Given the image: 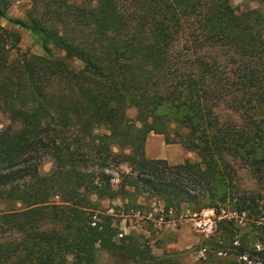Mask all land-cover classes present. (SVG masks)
<instances>
[{
    "label": "trees",
    "instance_id": "16d2710c",
    "mask_svg": "<svg viewBox=\"0 0 264 264\" xmlns=\"http://www.w3.org/2000/svg\"><path fill=\"white\" fill-rule=\"evenodd\" d=\"M232 1L30 0L23 18L0 0L13 27L0 25V109L9 120L0 128V205L21 206L0 210V264H95L99 247L138 264H180L195 250L218 264L219 253L232 256L224 264H264V222L250 224L260 226L253 234L238 222L264 217V189L237 178L246 168L264 181V11H236ZM16 27L44 54L22 51ZM152 132L200 160L147 157ZM125 163L131 170L115 186L108 171ZM93 194L124 207L147 194L164 203L166 220L184 205L213 210L220 233L156 255L141 235L117 240L116 216L99 213Z\"/></svg>",
    "mask_w": 264,
    "mask_h": 264
},
{
    "label": "rangeland",
    "instance_id": "374dc122",
    "mask_svg": "<svg viewBox=\"0 0 264 264\" xmlns=\"http://www.w3.org/2000/svg\"><path fill=\"white\" fill-rule=\"evenodd\" d=\"M9 13L14 16L26 18V11L30 6V0H9ZM232 6L236 11H241L247 6L260 8L264 11V3H252L249 4L244 0H233ZM0 25L8 28H13L6 20L0 18ZM16 29L22 35L21 49L22 51H28L35 54H44L41 46L35 42L32 34L29 30L16 27ZM53 51L57 57H65V52L52 44ZM65 65L70 69H79L83 66L80 61L65 60ZM128 115L132 118H136L139 114V108L137 106H130L127 111ZM9 120L7 115L2 113L0 109V128L7 125ZM118 150V149H115ZM146 155L149 158H163L170 164H179L187 160L199 161L200 156L197 152L189 150L182 143L168 144L165 141V136L157 133H150L147 137L145 146ZM53 167V161L50 157H46L44 163L41 166V172L48 174ZM109 170V173L113 175V183L117 186L120 182V173L129 172L131 169L128 164H123L119 167L113 166ZM238 180L247 189H255L260 191L264 189V181L258 180L251 170L242 168L238 174ZM94 201L99 204L98 212L102 214H112L116 216L115 224L119 227V233L117 240L122 236H127L130 233L141 235V240L151 245L153 253L156 255H162L164 253L179 252L187 250L197 246L200 242L208 239L211 235L220 233L218 229V222L213 210H206L203 213L192 214L191 208L188 205H184L182 209L178 211H171L170 218L166 220V215L163 212L164 203L157 200L154 197L147 194L134 195L129 197L131 200L129 207H124L123 201L118 198L110 200L104 198L98 200L96 195H91ZM58 196L52 200L58 201ZM135 199L137 204L134 205ZM128 201V200H127ZM11 206L16 208L21 207L20 204H1L0 210L10 209ZM238 217V216H237ZM257 219V220H256ZM96 220V218H95ZM260 221L264 222V217L256 218L251 214H244L239 217V224L242 226V230L248 234H253L255 229L260 231ZM251 224V225H250ZM58 224H50V228H58ZM255 231V233H256ZM121 233L123 234L121 236ZM20 237H26V233H21ZM256 248H262L260 242L256 243ZM208 253L204 250H195L185 258H178L180 264H218L208 258ZM218 257L222 259L220 264L232 259V256L226 253H219ZM74 256H71L68 261H73ZM95 264H138L132 258L125 254L121 250H108L102 247L97 249V256Z\"/></svg>",
    "mask_w": 264,
    "mask_h": 264
},
{
    "label": "built area",
    "instance_id": "2783aa9c",
    "mask_svg": "<svg viewBox=\"0 0 264 264\" xmlns=\"http://www.w3.org/2000/svg\"><path fill=\"white\" fill-rule=\"evenodd\" d=\"M123 234L121 233V236H122Z\"/></svg>",
    "mask_w": 264,
    "mask_h": 264
}]
</instances>
